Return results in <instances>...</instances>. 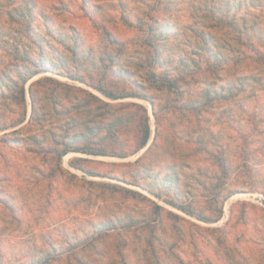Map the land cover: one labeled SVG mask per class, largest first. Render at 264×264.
<instances>
[{
    "label": "rangeland",
    "instance_id": "obj_1",
    "mask_svg": "<svg viewBox=\"0 0 264 264\" xmlns=\"http://www.w3.org/2000/svg\"><path fill=\"white\" fill-rule=\"evenodd\" d=\"M153 18L165 30L157 60L144 46ZM27 25L50 69L25 84L22 103L0 96V264H35L46 254L52 259L43 264H264V89L247 80L243 95L215 94L238 89L243 75L264 79L251 49L264 53V0H0V80L11 78L26 49L37 52L23 37ZM155 65L183 74L180 93L153 87ZM47 77L56 83H38ZM98 86L137 96L111 99ZM77 89L110 106L77 107L86 97ZM126 102L146 109L144 148L56 159L52 135L108 150L134 143V111L119 105ZM188 102L205 105L181 108ZM23 112L25 120L10 125ZM156 125L153 152L138 168ZM75 158L94 175L74 167ZM151 200L162 206L158 214Z\"/></svg>",
    "mask_w": 264,
    "mask_h": 264
},
{
    "label": "trees",
    "instance_id": "obj_2",
    "mask_svg": "<svg viewBox=\"0 0 264 264\" xmlns=\"http://www.w3.org/2000/svg\"><path fill=\"white\" fill-rule=\"evenodd\" d=\"M84 3H89L90 0H81ZM160 1V0H159ZM84 8V6H83ZM85 9V8H84ZM90 9V8H89ZM88 9V11H89ZM211 11H214L211 9ZM91 12V10H90ZM91 17V16H90ZM154 19V18H153ZM152 19V20H153ZM158 18H155L151 23L147 22V29H146V35H145V40H144V46L150 51V54L153 56L154 60L159 59V56L161 55V50L159 49V44L165 39V30L164 28L160 27L157 22ZM102 26V25H101ZM29 26H25V31L23 33V37L26 38L31 44H34L35 50H37L36 53H33L32 51L26 49L22 55H20V62L19 64L16 65V67L13 69V74L11 75V78L7 79L5 77H2L0 80V96L4 94L5 92H8L10 98H12L15 102L17 103H22L25 98V84L33 78L35 75L47 71V69H50L48 66H46V60L44 58V52L43 49L44 47L33 37L32 33L29 31ZM141 29V26H139ZM103 29L104 34L106 37L112 42V43H118V40L115 38V36L112 35V33L108 30H105L104 27H101ZM139 29V30H140ZM75 34V33H74ZM65 44V42H64ZM120 44V43H119ZM251 47H253L252 42H248ZM66 45V44H65ZM158 45V46H157ZM254 54V59L253 62L258 66L259 71L262 68H264V53L261 52L260 50L254 48H251ZM157 66H153L148 73V79L149 82L153 85V87L159 91H162L165 93L166 96H171L174 94L180 93L181 90V85L184 83L183 79V74L181 75L180 73H177L173 75L172 73H168L167 70L162 71L160 73H157L155 71V68ZM70 77H72V74H70ZM7 79V80H5ZM247 80H250L251 83H253V86L255 87L260 86L262 89H264V79L261 77L260 74H248V75H243L241 76L240 80V87L236 89L235 86H228L226 89H222V91L215 92V94L218 95L219 99H224V100H229L231 99L234 95L240 94L243 95L246 93V89L244 88V84L247 82ZM41 82H48L50 84H55L54 80L52 78H44L42 81H38V83ZM32 84L30 85L29 93L30 96L31 94V89ZM97 89L104 94L105 96L111 98V99H118V98H125L128 96H137L134 94L130 93H115L112 90L105 89L101 86H98ZM78 90V89H77ZM255 90L254 87L250 88V91L253 92ZM78 91H82L86 97L83 99V101L77 104V107H91L93 103H96L97 105H100L101 107H109L110 104L103 102L102 100L98 99L94 94L81 90L79 89ZM204 96L206 100H209V90L204 91ZM32 97V96H31ZM138 97H142L147 99L151 104L153 108V114L156 116V105L154 101L151 98H147L146 95L143 94V96L138 95ZM122 107L129 108L134 111L135 114V125L138 127V132L135 135V140L134 143L127 144V146H124L120 148L119 150H108L106 148H101L97 146H93L92 143L87 142L88 140H78L76 139L75 142H68L67 136L68 134L65 133L61 139L56 138L54 135L50 136V139L53 144H58L60 145V149L54 150L56 152V159L58 161L61 160V158L67 154L70 151L73 152H78V153H84V154H92V155H110V156H118V157H127L131 154L137 153L140 151L142 148H144L151 136V131L148 126V116L146 113V109L144 106L135 103V102H126L125 104H119ZM205 104L194 102V103H185L182 105L186 106V109H191V110H201ZM25 120V114L24 112L21 114L20 117H17L15 120L11 122L10 125H18L21 124ZM2 127H0L1 129ZM159 130H158V125H156V133L154 136V139L151 143V146L145 153H143L141 156H139L135 161L134 165H136L138 168H144L146 165L144 163V160L147 157V154L149 152H153L151 150L152 148L155 147L156 144V139ZM56 147V146H55ZM85 161L84 158H75L74 160H71L70 163L74 165V167L81 169L82 171L94 175L93 172H90L89 170H86L85 168L81 167L78 165V162ZM218 164L221 166L222 169H225V163L222 158H218ZM138 186L146 189L150 193H152L154 196L157 198H160L159 192L154 191L152 188H149L143 184H137ZM133 194H137L136 192H132ZM140 195V194H137ZM228 196H223L221 197V204L217 208V216L213 221L218 220V218L221 215L222 212V202L227 198ZM168 203L171 205L178 207L180 210L185 212L186 214L189 215H194L196 216L199 220L202 221H210V219L206 216H203L202 214L196 212L194 208H189L186 205L183 204H178L173 200H166ZM216 201V200H215ZM151 203V211L155 214H158L160 210H162V206L157 204L154 201H150ZM53 251L56 252V255H62L64 253L63 249L61 247L53 248ZM52 259V257H49L48 254H46L45 257L40 258V259H35L33 263L35 264H40V263H47Z\"/></svg>",
    "mask_w": 264,
    "mask_h": 264
}]
</instances>
